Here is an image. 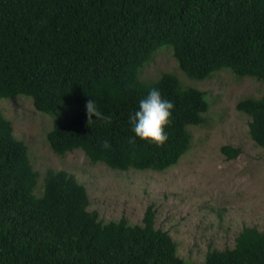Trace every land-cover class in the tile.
Returning <instances> with one entry per match:
<instances>
[{
  "label": "trees",
  "instance_id": "1",
  "mask_svg": "<svg viewBox=\"0 0 264 264\" xmlns=\"http://www.w3.org/2000/svg\"><path fill=\"white\" fill-rule=\"evenodd\" d=\"M162 44L190 78L227 68L264 83V0H0V97L28 96L53 116L44 137L56 154L78 148L114 169L162 170L187 150V125L203 122L209 104L174 72L138 78ZM153 88L174 104L169 139L157 147L137 137L133 145L129 117ZM88 100L110 124L93 117L87 125ZM235 108L264 148V93ZM220 150L231 158L240 148ZM37 176L0 109V264H187L167 230L153 225L151 204L140 223L103 221L71 173L47 168L38 193ZM199 264H264V231L243 225L232 246L208 248Z\"/></svg>",
  "mask_w": 264,
  "mask_h": 264
},
{
  "label": "rangeland",
  "instance_id": "2",
  "mask_svg": "<svg viewBox=\"0 0 264 264\" xmlns=\"http://www.w3.org/2000/svg\"><path fill=\"white\" fill-rule=\"evenodd\" d=\"M162 71L174 72L184 85L204 90L209 102L204 121L187 125L191 133L187 150L162 170L114 169L90 161L78 148L56 154L44 137L53 116L36 110L30 97H0V109L13 135L27 145L38 174L36 193L47 168H62L85 186L87 209L95 210L103 221L123 216L129 223H140L145 206L151 204L153 225L167 230L187 264H199L208 248L232 246L243 225L264 231V148L249 135V116L235 108L239 98L264 93V83L227 68L202 79L190 78L166 44L138 69V78L153 79ZM225 143L238 146L239 153L227 158L220 150Z\"/></svg>",
  "mask_w": 264,
  "mask_h": 264
},
{
  "label": "clouds",
  "instance_id": "3",
  "mask_svg": "<svg viewBox=\"0 0 264 264\" xmlns=\"http://www.w3.org/2000/svg\"><path fill=\"white\" fill-rule=\"evenodd\" d=\"M85 107L88 126L94 122L93 117L106 124L111 123V117L103 115L95 101L88 100ZM173 108L174 104L162 98L158 89H151L148 95L140 100L138 110L129 117L132 131L135 134L130 138L129 143L135 145L138 137L157 147L163 146L169 139L165 128L171 123L170 117ZM102 147L107 149L110 147V143L105 140L102 142Z\"/></svg>",
  "mask_w": 264,
  "mask_h": 264
}]
</instances>
